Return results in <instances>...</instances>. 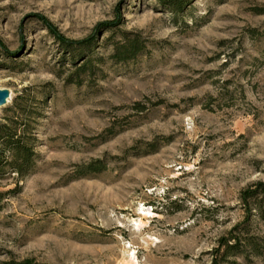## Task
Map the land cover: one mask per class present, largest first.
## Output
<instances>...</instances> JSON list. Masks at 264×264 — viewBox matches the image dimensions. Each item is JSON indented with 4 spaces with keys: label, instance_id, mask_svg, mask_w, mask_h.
Wrapping results in <instances>:
<instances>
[{
    "label": "rangeland",
    "instance_id": "obj_1",
    "mask_svg": "<svg viewBox=\"0 0 264 264\" xmlns=\"http://www.w3.org/2000/svg\"><path fill=\"white\" fill-rule=\"evenodd\" d=\"M118 15L146 44L123 62L98 28ZM39 16L96 34L85 73ZM0 89V123L24 94L38 138L33 172L0 181V264H264V193L240 198L264 183V0L177 22L157 0H0Z\"/></svg>",
    "mask_w": 264,
    "mask_h": 264
},
{
    "label": "trees",
    "instance_id": "obj_2",
    "mask_svg": "<svg viewBox=\"0 0 264 264\" xmlns=\"http://www.w3.org/2000/svg\"><path fill=\"white\" fill-rule=\"evenodd\" d=\"M171 15L174 22L183 15V12L189 5V0H157ZM45 28L57 41L59 47L70 57V61L76 66L74 73L82 71L85 73L89 66V51L96 44V34L93 33L83 39H70L62 34L59 29L47 17L39 16ZM121 18H117L111 22H101L98 28L110 30L112 33L117 29L121 36L110 43L113 47L110 58L116 62H123L132 59L142 53L146 48L145 39L135 34L132 37L130 33L120 30ZM113 38H107L111 40ZM87 58V59H86ZM84 60L82 64L77 65L74 60ZM73 74V73H72ZM73 81V80H70ZM139 105V104H138ZM139 107V106H138ZM11 113L5 117V121L0 123V181L8 177H16L22 179L31 174L35 168L38 154L35 147L38 142L37 136L34 134L33 122L35 121L36 108L32 98H27L24 94H18L14 97L11 105L6 107ZM89 171H98L100 168L96 163L87 165ZM11 190H0V201L6 193ZM261 191L264 193V183L256 182L255 188H247L241 192V200L248 205L249 200L255 196V193ZM1 207V206H0ZM250 211V210H249ZM264 219V213L262 214ZM231 235V232H230ZM236 239L235 236L225 238V240ZM228 245V242H226ZM254 251H258L255 242L249 240ZM228 247H231L228 245ZM213 264H218L216 260ZM1 264H38L32 258H24L17 260L9 258L2 260Z\"/></svg>",
    "mask_w": 264,
    "mask_h": 264
},
{
    "label": "water",
    "instance_id": "obj_3",
    "mask_svg": "<svg viewBox=\"0 0 264 264\" xmlns=\"http://www.w3.org/2000/svg\"><path fill=\"white\" fill-rule=\"evenodd\" d=\"M11 98V92L6 89H0V106L4 107Z\"/></svg>",
    "mask_w": 264,
    "mask_h": 264
}]
</instances>
